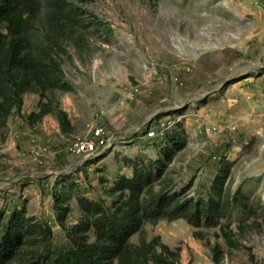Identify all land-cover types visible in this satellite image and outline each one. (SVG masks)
Listing matches in <instances>:
<instances>
[{
	"label": "rangeland",
	"instance_id": "obj_1",
	"mask_svg": "<svg viewBox=\"0 0 264 264\" xmlns=\"http://www.w3.org/2000/svg\"><path fill=\"white\" fill-rule=\"evenodd\" d=\"M65 1L72 19L37 2L24 38L39 79L20 96L0 59V237L26 222L5 264L94 243L79 200L115 212L141 174L149 214L113 264H264V1ZM97 129V150L74 153Z\"/></svg>",
	"mask_w": 264,
	"mask_h": 264
},
{
	"label": "trees",
	"instance_id": "obj_2",
	"mask_svg": "<svg viewBox=\"0 0 264 264\" xmlns=\"http://www.w3.org/2000/svg\"><path fill=\"white\" fill-rule=\"evenodd\" d=\"M39 0H0V25H5L6 32L0 30V59L9 81L20 96L29 86L30 80H37L36 65L31 50L26 45L25 35L32 28ZM47 5L63 18L72 19L74 14L69 10L65 0H45ZM6 57L3 59L4 55ZM177 148V145H174ZM150 174H141L125 179L124 186L131 191L132 199L118 207L115 212H108L103 205L81 198L79 204L88 218H91L97 240L94 243L75 242V247L61 253L57 264H113L129 247L130 237L142 226L143 209L137 201L144 186L151 180ZM166 199L158 198L155 212H161L166 206ZM143 212V213H141ZM67 209L59 215L63 223ZM181 216H188L182 213ZM2 215L0 214V223ZM200 221V211L196 214ZM26 227L24 213L14 214L5 226L0 237V264L11 260L23 244ZM46 264V263H45Z\"/></svg>",
	"mask_w": 264,
	"mask_h": 264
},
{
	"label": "crops",
	"instance_id": "obj_3",
	"mask_svg": "<svg viewBox=\"0 0 264 264\" xmlns=\"http://www.w3.org/2000/svg\"><path fill=\"white\" fill-rule=\"evenodd\" d=\"M264 1V0H262ZM254 25L256 32H254V46L256 47L255 53L264 56V3H254Z\"/></svg>",
	"mask_w": 264,
	"mask_h": 264
},
{
	"label": "built area",
	"instance_id": "obj_4",
	"mask_svg": "<svg viewBox=\"0 0 264 264\" xmlns=\"http://www.w3.org/2000/svg\"><path fill=\"white\" fill-rule=\"evenodd\" d=\"M101 129H97L91 138L77 141L73 146L74 153L78 155L93 153L97 150L96 139L102 134Z\"/></svg>",
	"mask_w": 264,
	"mask_h": 264
}]
</instances>
